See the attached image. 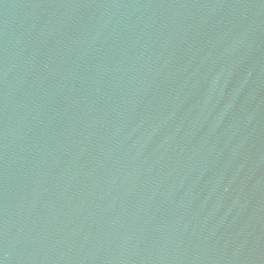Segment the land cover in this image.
I'll use <instances>...</instances> for the list:
<instances>
[{"label": "water", "instance_id": "1", "mask_svg": "<svg viewBox=\"0 0 264 264\" xmlns=\"http://www.w3.org/2000/svg\"><path fill=\"white\" fill-rule=\"evenodd\" d=\"M0 264H264V0H0Z\"/></svg>", "mask_w": 264, "mask_h": 264}]
</instances>
